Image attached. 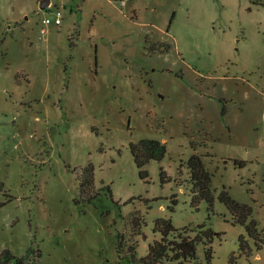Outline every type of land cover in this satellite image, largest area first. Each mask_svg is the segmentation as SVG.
Masks as SVG:
<instances>
[{
  "label": "rangeland",
  "instance_id": "374dc122",
  "mask_svg": "<svg viewBox=\"0 0 264 264\" xmlns=\"http://www.w3.org/2000/svg\"><path fill=\"white\" fill-rule=\"evenodd\" d=\"M41 1L0 0V264H141L159 219L210 229V264H264V0ZM143 140L166 149L145 180L130 154ZM193 154L210 208L191 202Z\"/></svg>",
  "mask_w": 264,
  "mask_h": 264
},
{
  "label": "trees",
  "instance_id": "16d2710c",
  "mask_svg": "<svg viewBox=\"0 0 264 264\" xmlns=\"http://www.w3.org/2000/svg\"><path fill=\"white\" fill-rule=\"evenodd\" d=\"M166 153L165 146L155 140H143L136 145L130 146V154L133 159L134 165L138 170L140 179L145 180L147 177L144 167L148 162L160 161L163 159ZM187 168L189 171V182L191 184L192 204L197 205L200 201H206L209 208L212 205V195L210 193L209 184L210 176L205 170L203 163L199 156L193 154L188 162ZM160 178L162 183L166 182V176L162 170H160ZM92 185V172L90 168H87L83 172V179L81 181V188L89 187ZM220 202L225 205L233 218H236V224H245L248 218L251 216V210L245 205L238 204L232 200L226 192H223L219 198ZM134 228L139 233V223L134 224ZM249 238L254 241L257 250H260L263 244V236L256 230V223H251L245 228ZM154 232L160 234V240L154 241L153 244L148 246L147 254L140 260L141 264H164L174 263L176 261H193L195 260L196 246L202 243L205 247V260L210 264L212 260V243L215 234L210 230H205L204 227H199L196 231L197 235L193 238L188 236H177L178 229H175L171 220L159 219L154 223ZM124 238L120 237L118 240V253L120 255L123 252ZM127 254L133 256L135 245L128 248ZM239 251L243 252V245L241 238L239 239ZM3 260L10 262L11 264H24L25 258H16L8 254L3 253ZM235 260V259H234ZM231 263H234L230 260Z\"/></svg>",
  "mask_w": 264,
  "mask_h": 264
},
{
  "label": "built area",
  "instance_id": "2783aa9c",
  "mask_svg": "<svg viewBox=\"0 0 264 264\" xmlns=\"http://www.w3.org/2000/svg\"><path fill=\"white\" fill-rule=\"evenodd\" d=\"M123 4H124V0H121V5H123ZM60 22H61L60 13L59 12H56V14L54 15V23L58 25V24H60ZM49 23H51V20L48 19V18H46L44 20V24L47 25Z\"/></svg>",
  "mask_w": 264,
  "mask_h": 264
},
{
  "label": "water",
  "instance_id": "95a60500",
  "mask_svg": "<svg viewBox=\"0 0 264 264\" xmlns=\"http://www.w3.org/2000/svg\"><path fill=\"white\" fill-rule=\"evenodd\" d=\"M49 5H50V1L49 0H42L40 2L39 8H40V10H44V9L48 8Z\"/></svg>",
  "mask_w": 264,
  "mask_h": 264
}]
</instances>
